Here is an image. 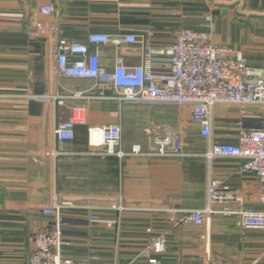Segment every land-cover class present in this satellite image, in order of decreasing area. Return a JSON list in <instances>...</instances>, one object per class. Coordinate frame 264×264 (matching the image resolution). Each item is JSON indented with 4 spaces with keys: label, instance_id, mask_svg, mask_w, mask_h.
<instances>
[{
    "label": "crops",
    "instance_id": "crops-1",
    "mask_svg": "<svg viewBox=\"0 0 264 264\" xmlns=\"http://www.w3.org/2000/svg\"><path fill=\"white\" fill-rule=\"evenodd\" d=\"M46 3L56 13L39 15L50 31L35 36L31 17ZM205 14L216 23V42L242 51L250 65L264 66V0H0V264H27L35 249L32 234L51 231L52 218L42 207L54 200L74 205L65 228L73 243L58 249L77 262L147 264L153 255L164 264L196 263L209 250L216 264H264V242L236 217L213 214L210 225L200 227L185 222L190 210L206 206L211 178L237 189L245 206L261 207L257 180L239 172L238 160H208L206 141L187 146L181 158L99 153L103 125L121 124L124 150L137 143L150 149L148 131L178 126L187 107L85 99L60 106L53 98L94 84L55 74L57 40L88 43L109 71L118 56L129 67L155 70L166 56L149 61L146 44L171 43L182 28H200ZM92 32L132 33L140 42L97 46L89 43ZM215 112L214 142L237 143L240 111L217 106ZM73 116H79L74 139L57 140L56 126ZM162 236L166 250H149L150 239Z\"/></svg>",
    "mask_w": 264,
    "mask_h": 264
},
{
    "label": "built area",
    "instance_id": "built-area-1",
    "mask_svg": "<svg viewBox=\"0 0 264 264\" xmlns=\"http://www.w3.org/2000/svg\"><path fill=\"white\" fill-rule=\"evenodd\" d=\"M56 13L53 3L42 4L31 17L35 36L46 37L47 24L39 15L52 16ZM183 14L182 19H188ZM57 31V28L53 29ZM216 23L212 14L203 16L200 28L184 27L168 44L158 46L147 43L144 56L155 61L156 56H166L163 67L155 70L144 65L129 67L124 58L118 56L113 70L106 69L100 61L99 53L90 50L88 43L57 40L55 47V74L58 77L83 78L94 84L83 90L54 94L58 105H64L68 99L116 100L125 103H153L187 107L190 123L201 138L209 143L206 152L208 160L231 158L240 162L239 172L253 174L257 180L258 201L261 207H248L237 189L229 188L218 178H211L208 184V202L204 208L190 210L185 222L194 226L210 225L211 216L221 213L236 217L245 229L264 232V66H253L245 54L227 45L215 41ZM137 35L129 33L112 37L101 32H92L89 43L101 45L113 43L137 44ZM217 106L237 108L240 116L235 122L237 143L214 142L216 130ZM253 111V113H252ZM261 114L259 116V113ZM79 116L59 123L55 136L59 141L73 140ZM188 123L181 121L178 126H162L149 130L152 147L144 149L141 144H133L130 150L122 145V126L120 123L105 124L100 128L101 156L114 155L120 159L129 156H148L155 158H181L186 155L188 146ZM250 191H253L251 187ZM238 207L233 208L230 203ZM224 204L215 208L214 204ZM74 207L71 202L54 200L52 207H42V212L52 218L51 231L35 232L31 239L35 249L27 264H91L77 262L71 257L59 253V247L70 245L73 239L65 235L70 218L67 210ZM122 211V205L117 207ZM97 221V214H89ZM166 237L150 239L148 249L155 253L166 250ZM147 264H164L157 256H148ZM184 264H216L212 262L209 250H206L201 262Z\"/></svg>",
    "mask_w": 264,
    "mask_h": 264
},
{
    "label": "rangeland",
    "instance_id": "rangeland-1",
    "mask_svg": "<svg viewBox=\"0 0 264 264\" xmlns=\"http://www.w3.org/2000/svg\"><path fill=\"white\" fill-rule=\"evenodd\" d=\"M228 107V106H227ZM232 108V107H230ZM258 112V111H257ZM259 113V112H258ZM261 114L259 113V116ZM184 121L186 123H188V128H189V132H188V138H187V143H188V147H196L201 145V144H205V141L203 138H201L198 134V131L195 129V125L191 124L190 122V119H189V113L186 112L184 114V117H183ZM228 122V121H227ZM247 230V229H246ZM252 232L251 236H254V238H257L258 240H261L262 242H264V232H253V231H250ZM258 233V234H256ZM264 245H261V247H263ZM264 250V249H263Z\"/></svg>",
    "mask_w": 264,
    "mask_h": 264
}]
</instances>
